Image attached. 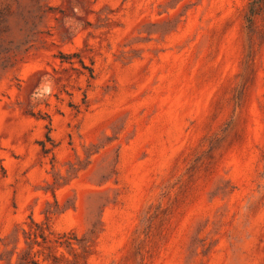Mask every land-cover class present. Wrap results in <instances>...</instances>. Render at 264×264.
<instances>
[{"label": "rangeland", "instance_id": "1", "mask_svg": "<svg viewBox=\"0 0 264 264\" xmlns=\"http://www.w3.org/2000/svg\"><path fill=\"white\" fill-rule=\"evenodd\" d=\"M251 1L0 0V264H264Z\"/></svg>", "mask_w": 264, "mask_h": 264}, {"label": "trees", "instance_id": "2", "mask_svg": "<svg viewBox=\"0 0 264 264\" xmlns=\"http://www.w3.org/2000/svg\"><path fill=\"white\" fill-rule=\"evenodd\" d=\"M264 0H252L251 1V11L252 14L255 12L254 7L260 5ZM48 227V225H47ZM49 229V227H48ZM53 233L52 230H49ZM43 232L40 233L41 236ZM26 247L19 253L14 264H88L89 248L83 244L82 240H79L81 251H76L73 243L70 240H58L55 236L54 238H49L46 247L48 249L47 253H42L39 256L38 248H35V244H39L38 240L31 236V229L24 232ZM54 234V233H53ZM66 234H61L60 236H65ZM44 237V236H43ZM59 247H64L69 253L67 255L65 252H57Z\"/></svg>", "mask_w": 264, "mask_h": 264}]
</instances>
